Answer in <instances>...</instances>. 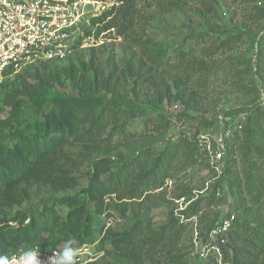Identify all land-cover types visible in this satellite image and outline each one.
<instances>
[{
  "label": "rangeland",
  "instance_id": "1",
  "mask_svg": "<svg viewBox=\"0 0 264 264\" xmlns=\"http://www.w3.org/2000/svg\"><path fill=\"white\" fill-rule=\"evenodd\" d=\"M89 1L70 53L0 82V150L23 136L41 156L0 189V228L52 208L60 251L82 209L91 264H264V0Z\"/></svg>",
  "mask_w": 264,
  "mask_h": 264
},
{
  "label": "built area",
  "instance_id": "2",
  "mask_svg": "<svg viewBox=\"0 0 264 264\" xmlns=\"http://www.w3.org/2000/svg\"><path fill=\"white\" fill-rule=\"evenodd\" d=\"M89 3V0H0V82L33 64L56 61L70 53L81 33ZM225 137L221 134L216 139V160L222 157ZM83 248L79 249L76 264L91 261L84 259L83 255L89 253ZM38 250L41 264H49L52 255L59 252ZM21 251L18 249L8 257L12 264H17Z\"/></svg>",
  "mask_w": 264,
  "mask_h": 264
},
{
  "label": "trees",
  "instance_id": "3",
  "mask_svg": "<svg viewBox=\"0 0 264 264\" xmlns=\"http://www.w3.org/2000/svg\"><path fill=\"white\" fill-rule=\"evenodd\" d=\"M122 5L126 4V0H120ZM124 7V6H122ZM120 7V8H122ZM112 11V9H111ZM104 17H109V14ZM103 17L99 23L102 24V29L99 32L107 31L116 27L114 21L105 22ZM124 21L120 25L118 31L120 34L126 33L132 26L133 13L130 6H127L123 13ZM98 23V22H97ZM54 123V127H62V123L57 120ZM40 151L24 139L23 136H19L15 139L14 145L6 150H0V189H9L13 185L23 180L35 166L40 159ZM140 160V159H139ZM136 160L135 164H137ZM128 169L119 172L114 179L115 184L126 180ZM105 189L95 181L88 190L89 195L94 201V213L96 216H100L104 213L103 195H105ZM62 202H66L67 205H71L68 199H64ZM46 214V215H44ZM21 217L16 214L8 220L17 221ZM97 221H99L97 219ZM9 222V221H8ZM59 222L57 213L52 208L48 209L41 216L29 215L28 222L23 226L12 227L8 225L0 228V256L9 257L13 252L18 249H27L37 247L42 250H56L54 244L50 249H46L44 241L49 239L52 233L56 230ZM90 222V217H84L82 209H73L66 215L65 221L62 223V227L59 229L63 233V239H72V236L78 230H82L86 233V236H91L92 232L85 228V225ZM45 236V237H44ZM40 243L39 247L36 246ZM59 251V250H58ZM238 264V262H236ZM86 264H91L90 261ZM235 264V260H234Z\"/></svg>",
  "mask_w": 264,
  "mask_h": 264
},
{
  "label": "clouds",
  "instance_id": "4",
  "mask_svg": "<svg viewBox=\"0 0 264 264\" xmlns=\"http://www.w3.org/2000/svg\"><path fill=\"white\" fill-rule=\"evenodd\" d=\"M77 243L78 241L74 238L67 240L63 248L55 255H52L49 264H76L79 249L74 247V245ZM16 260L17 264H41L39 250L36 247L22 250ZM0 264H12V262L8 257L0 256Z\"/></svg>",
  "mask_w": 264,
  "mask_h": 264
}]
</instances>
